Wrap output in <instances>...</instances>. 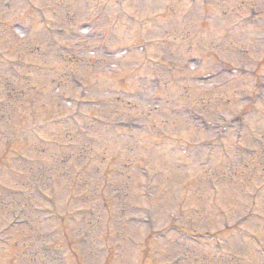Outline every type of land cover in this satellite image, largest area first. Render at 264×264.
<instances>
[{
    "label": "rangeland",
    "instance_id": "obj_1",
    "mask_svg": "<svg viewBox=\"0 0 264 264\" xmlns=\"http://www.w3.org/2000/svg\"><path fill=\"white\" fill-rule=\"evenodd\" d=\"M55 2L67 50L30 36L0 66V264H141L173 223L199 243L150 240L144 264H264L261 1Z\"/></svg>",
    "mask_w": 264,
    "mask_h": 264
}]
</instances>
